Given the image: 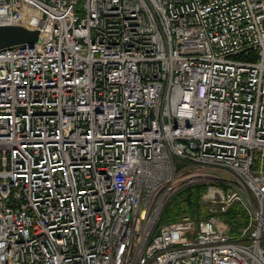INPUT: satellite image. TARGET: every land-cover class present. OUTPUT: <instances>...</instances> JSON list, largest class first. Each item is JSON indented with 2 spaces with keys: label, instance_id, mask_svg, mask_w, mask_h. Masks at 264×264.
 Returning a JSON list of instances; mask_svg holds the SVG:
<instances>
[{
  "label": "built area",
  "instance_id": "1",
  "mask_svg": "<svg viewBox=\"0 0 264 264\" xmlns=\"http://www.w3.org/2000/svg\"><path fill=\"white\" fill-rule=\"evenodd\" d=\"M6 25L40 34L0 47V264H264V0H0ZM200 183L209 214L160 224Z\"/></svg>",
  "mask_w": 264,
  "mask_h": 264
},
{
  "label": "trees",
  "instance_id": "2",
  "mask_svg": "<svg viewBox=\"0 0 264 264\" xmlns=\"http://www.w3.org/2000/svg\"><path fill=\"white\" fill-rule=\"evenodd\" d=\"M206 183H200L187 187L176 195L166 206L160 224L178 219L183 214H190L194 217L208 215L207 206L201 202V196L207 190ZM223 217L231 223L234 232L247 222V215L240 204H234Z\"/></svg>",
  "mask_w": 264,
  "mask_h": 264
},
{
  "label": "water",
  "instance_id": "3",
  "mask_svg": "<svg viewBox=\"0 0 264 264\" xmlns=\"http://www.w3.org/2000/svg\"><path fill=\"white\" fill-rule=\"evenodd\" d=\"M39 30H32L23 25L0 26V47L13 46L37 39Z\"/></svg>",
  "mask_w": 264,
  "mask_h": 264
},
{
  "label": "rangeland",
  "instance_id": "4",
  "mask_svg": "<svg viewBox=\"0 0 264 264\" xmlns=\"http://www.w3.org/2000/svg\"><path fill=\"white\" fill-rule=\"evenodd\" d=\"M221 174L224 175L225 177H229V178H232V177H233V175H231V176H227L224 172H221ZM223 180H224V179H223ZM201 202L204 203V204L206 205L205 201L201 200Z\"/></svg>",
  "mask_w": 264,
  "mask_h": 264
}]
</instances>
